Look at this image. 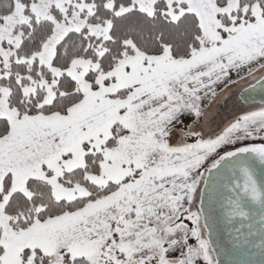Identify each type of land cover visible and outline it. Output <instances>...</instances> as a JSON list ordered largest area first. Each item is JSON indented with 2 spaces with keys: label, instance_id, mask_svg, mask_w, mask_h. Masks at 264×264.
<instances>
[{
  "label": "snow or ice",
  "instance_id": "obj_1",
  "mask_svg": "<svg viewBox=\"0 0 264 264\" xmlns=\"http://www.w3.org/2000/svg\"><path fill=\"white\" fill-rule=\"evenodd\" d=\"M0 264H264V0H0Z\"/></svg>",
  "mask_w": 264,
  "mask_h": 264
},
{
  "label": "rangeland",
  "instance_id": "obj_2",
  "mask_svg": "<svg viewBox=\"0 0 264 264\" xmlns=\"http://www.w3.org/2000/svg\"><path fill=\"white\" fill-rule=\"evenodd\" d=\"M220 105L221 106L223 105V107H225V103H222V104L217 105V107L219 108V112H220V116H219V121L218 122H222L224 120L230 119L231 118L230 114L223 112L224 110H222V108L220 107Z\"/></svg>",
  "mask_w": 264,
  "mask_h": 264
},
{
  "label": "flooded vegetation",
  "instance_id": "obj_3",
  "mask_svg": "<svg viewBox=\"0 0 264 264\" xmlns=\"http://www.w3.org/2000/svg\"><path fill=\"white\" fill-rule=\"evenodd\" d=\"M233 101V102H232ZM229 100L227 103H225V108H226V110H228V111H232V107H233V103H234V99L233 100ZM220 107L221 108H223V105L221 106L220 105Z\"/></svg>",
  "mask_w": 264,
  "mask_h": 264
},
{
  "label": "trees",
  "instance_id": "obj_4",
  "mask_svg": "<svg viewBox=\"0 0 264 264\" xmlns=\"http://www.w3.org/2000/svg\"><path fill=\"white\" fill-rule=\"evenodd\" d=\"M222 110H224L223 112H225V113H229V114L231 113V110H230V111H228V110H226V108H225V107H223V108H222Z\"/></svg>",
  "mask_w": 264,
  "mask_h": 264
}]
</instances>
